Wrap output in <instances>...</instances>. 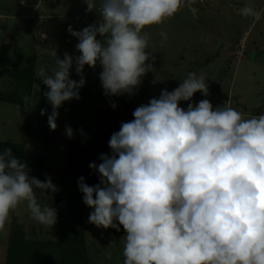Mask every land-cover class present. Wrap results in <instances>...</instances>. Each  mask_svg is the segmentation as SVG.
I'll list each match as a JSON object with an SVG mask.
<instances>
[{
	"label": "clouds",
	"instance_id": "9594fccd",
	"mask_svg": "<svg viewBox=\"0 0 264 264\" xmlns=\"http://www.w3.org/2000/svg\"><path fill=\"white\" fill-rule=\"evenodd\" d=\"M85 3L89 12L96 8L94 0ZM184 6L185 0H101L98 23L82 31L69 26L80 55L61 59L54 48L48 53L55 61L51 73L43 67L36 73L48 88L50 130L57 128L63 102L80 99L85 65L102 66L106 95L134 94L152 70L145 62L154 59L143 29L163 24ZM239 12L261 19L252 6ZM160 35L167 39L166 32ZM74 63L79 81L70 78ZM198 91L208 96L206 77L190 72L171 92L164 89L137 107L134 119L111 135L112 155L89 164L100 184L79 178L83 202L94 209L88 222L117 231L123 226V264H264V114L245 118L227 103L213 108L207 99L186 110L179 106ZM22 100L31 111L30 97ZM66 134L71 138L73 129ZM30 171L10 148L0 151V230L25 201L33 220L51 228L57 223V210L42 207L34 190L58 189L51 178L41 181Z\"/></svg>",
	"mask_w": 264,
	"mask_h": 264
},
{
	"label": "rangeland",
	"instance_id": "374dc122",
	"mask_svg": "<svg viewBox=\"0 0 264 264\" xmlns=\"http://www.w3.org/2000/svg\"><path fill=\"white\" fill-rule=\"evenodd\" d=\"M94 2L96 8L89 12L85 0H0V73L33 67L31 74L34 71L33 76L38 77L36 73L43 67L50 74L55 61L48 53L54 48L61 59L65 53L73 57L80 55L75 47L79 40L67 29L71 26L74 31H82L98 23L101 0ZM244 5L260 11L261 19L255 21L242 16L239 9ZM143 31L151 37L146 52L154 59L150 57L145 62L152 65V70L141 78L134 94L106 95L100 81L102 66L85 65V85L79 90L80 99L63 102L58 109L55 131L48 125V110L40 100L41 88L35 84L31 91L27 89L31 75L20 78L7 73L0 75V141L25 144L27 166L34 158L45 155L42 174L34 177L41 181L49 177L58 189L56 192L34 190L42 207L47 205L57 210V223L52 228L31 218L26 201L10 212L5 227L0 230V264H5L13 235L39 241L46 257L49 252L53 253L44 244L59 241L60 218L76 207L83 215L91 264H123L122 238L126 235L123 226L119 225L117 231L97 228L88 222L94 209L84 204L78 181L84 177L87 184L90 176L94 179V173L88 177L65 170L72 141L66 128L71 127L73 133L77 127L100 133L108 109L105 101L118 97L147 105L152 98H159L162 90L171 92L188 73L196 72L206 77L209 94L205 97L198 91L190 101H180V107L186 110L189 103L196 105L207 99L213 108L227 103L245 118L264 114V0H185V6L172 18ZM161 32L167 33V39L161 37ZM97 39L103 41L104 37L98 34ZM70 78L76 81L81 78L75 72V63L70 69ZM30 92L31 111L21 103L10 102L11 99L19 101V95ZM91 94H101L105 101L101 97L93 101ZM41 109L47 110L43 116ZM132 113L129 111L128 117L125 114L122 121H132ZM47 128L48 147L42 134Z\"/></svg>",
	"mask_w": 264,
	"mask_h": 264
},
{
	"label": "trees",
	"instance_id": "16d2710c",
	"mask_svg": "<svg viewBox=\"0 0 264 264\" xmlns=\"http://www.w3.org/2000/svg\"><path fill=\"white\" fill-rule=\"evenodd\" d=\"M31 68L33 67H27L22 70L15 71L6 70L3 71V73H0V75L7 73L12 76H17L18 78L25 75H31L28 81L27 89L31 91L35 84L39 85L41 88L39 93L40 100L43 106L48 110V115H50L52 106L43 95L44 92L48 91V88L43 85L41 78L33 76L35 75L34 71L33 74H31ZM23 96H29L30 99L32 98L30 92L28 95H19V101L11 99L10 102L14 104L21 103L24 105L22 100ZM91 96L92 99H94L93 101H95L96 97H101L102 101H105L104 96L101 94L98 96L91 94ZM13 98H15V95ZM105 103L108 105V109L106 111L103 130L100 133H97L87 128L77 127L76 132L73 133L70 150L66 158L65 170L67 173H81L82 175H87L88 177L90 174L94 173L92 175L95 176V181L90 176L87 183L89 186H93L95 182L96 185L100 184V174L97 170L90 168L89 164L95 163L99 165L102 162L100 160L101 154L109 156L112 155V150L110 149L108 143L111 135L120 130L122 123L127 122L125 120L122 121L125 114H127V117L130 116L129 111L134 112L137 107L141 106L131 101L121 100L118 97L112 98L109 101L107 100ZM113 103L116 105L115 108L112 107ZM132 118L134 119L133 116ZM42 134L45 137V146L48 147L50 141L48 128L45 129ZM4 148H10L13 155L17 159L24 162L26 152L25 144L0 141V151ZM45 161V155H40L34 158L28 166V168L30 167L31 169L29 175L36 176L42 174ZM33 167H35L34 170L32 169ZM60 225L61 237L59 241H50L49 243L44 244L51 251H53V253L49 252L47 257L42 254V244L39 243V241H35L33 239L28 241L21 235L18 236L12 234L14 241H12L10 245L5 264H91V259L85 244L84 219L80 209L76 207L73 212L63 214L60 218Z\"/></svg>",
	"mask_w": 264,
	"mask_h": 264
}]
</instances>
